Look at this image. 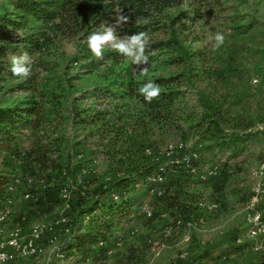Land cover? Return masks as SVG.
<instances>
[{"label": "rangeland", "instance_id": "rangeland-1", "mask_svg": "<svg viewBox=\"0 0 264 264\" xmlns=\"http://www.w3.org/2000/svg\"><path fill=\"white\" fill-rule=\"evenodd\" d=\"M192 2L175 0L167 7L154 10L150 17L136 21V24L149 23L145 31L149 36L148 45L166 43L145 52L149 57L146 76H141L129 59L111 49H105L104 58L97 60L87 47V37L92 32L99 30L102 24H113L114 18L123 14L118 6L110 20L73 35L58 31L54 26L56 22L32 23L26 36L41 45L40 50L27 52L32 74L23 78L5 71L0 73V108L25 107L36 102L44 120L38 133L43 131L49 138L57 137L63 156L70 153L71 148L73 154L79 152L82 148L75 146L78 141L93 148L97 129L90 125L89 117L99 110L115 111L116 105L121 113L125 111L131 116L127 135L122 139L134 135L150 150L161 153L168 145L182 142L199 153V159L192 163L193 172L186 168L171 169L166 164L167 159L160 157L165 173L164 182L157 188L164 191L168 187L169 194L177 195L179 202L192 201L187 209L189 218L177 217L191 221L189 228L174 226L176 219L169 211L162 210L145 186L144 172L131 177L127 186L120 189L123 194L117 192L120 196L117 200L123 196L132 204L128 215L113 228L108 244L111 254L105 253L107 257L102 262L76 264L264 262V236L246 237L244 219L257 182L252 171L264 161V0H206L201 8L203 17L193 23L185 21L188 29H181L179 23L172 24V18L179 11H189ZM6 3L7 0H0V13L12 12ZM133 22L129 20L117 30L118 34H133L126 31ZM217 32L225 36L219 48L212 39ZM24 35L22 31L10 34L17 42L15 46L20 43L17 38ZM22 45L20 43L14 55L22 53ZM10 50L15 48L10 47ZM255 77L258 82L254 85ZM129 78L135 93L149 79L160 85L161 92L175 93L170 117L150 123L145 132L140 129L131 134V123L141 116L143 108L135 99H124L120 94L112 96L119 80ZM105 91L111 93L98 98L99 93ZM84 118L88 119L82 122ZM212 120L218 123L219 142L224 141L223 146L201 141L203 130L214 127L209 123ZM16 138L22 151L31 149L36 140L30 128L20 129ZM97 156V167L102 173L106 163L100 152ZM137 157L134 162L138 167L145 164L148 168V162ZM216 163L220 166L219 173L206 177L207 166ZM11 174L22 177L17 164ZM12 198L13 212L27 200L21 192H16ZM193 198L195 202L206 204L203 210L194 207ZM143 203L151 209L150 217L140 211ZM208 204L216 207L208 209ZM258 208L264 211V192ZM56 215L54 208L53 214L42 221L54 220ZM6 228L8 235L13 228L11 218ZM28 229L23 230L24 233ZM185 236L189 239L185 240ZM158 247L161 249L156 255ZM45 248L48 251L51 246L45 243ZM131 248L136 249L137 258L129 260ZM206 252H211L210 256L199 260L198 255ZM183 253L185 257H181ZM51 254L52 263L59 264V258Z\"/></svg>", "mask_w": 264, "mask_h": 264}, {"label": "trees", "instance_id": "trees-1", "mask_svg": "<svg viewBox=\"0 0 264 264\" xmlns=\"http://www.w3.org/2000/svg\"><path fill=\"white\" fill-rule=\"evenodd\" d=\"M173 1L175 0H7L6 6L11 7L12 12L0 13V73L4 71L12 73L11 57L19 51L20 43H23V50L20 51L22 53L30 54V51L40 50L41 45L38 41L26 36L32 23L56 22L54 26L58 31L73 35L78 30L89 31L99 27L103 20H110L111 15L115 13L114 8L118 6L124 15L130 17V21H134L133 25L126 29L127 32H145L149 23L136 24V21L150 17L154 10L167 7ZM205 1L193 0L191 9L179 11L172 18V24L179 23L181 29H188L185 21L193 23L202 18L201 8ZM215 1L217 0H212ZM182 20L184 23H181ZM18 31L25 32V35L17 38L20 43L15 46L17 42L11 39L10 34ZM164 44L166 43L160 42L148 45L145 52ZM10 47L15 50L11 51ZM109 93L111 92H101L98 98H105ZM117 94L124 99L137 100L143 108L141 116L131 123L129 128L131 134L139 132L140 129L145 132L150 123L168 119L172 114L171 107L175 96L173 92H161L159 98L149 104L142 95L135 93L133 82L129 78L119 80L117 91L112 93V96ZM116 106L115 111L104 109L88 116L90 125L97 129L94 133L97 141L93 148L78 141L75 146L82 149L73 154L71 148L70 153L64 156L57 137L49 138L43 131L38 133L44 120L41 108L36 102H30L25 107L0 108V208L11 196L6 190V185L16 164L23 179L22 187L17 192H23L22 189L37 192L34 200H23L19 210L11 213L13 225L24 230L35 218L41 221L53 214L54 208L57 210L54 217L56 219L58 210L64 203L61 191L68 187L70 198L66 214L69 216L70 233L65 238L61 250L64 257L72 256L77 262L90 258L92 263H98L106 259L105 253L110 248L108 244L113 228L128 215L132 204L129 198L123 196L120 200H114L111 194L118 191L120 195L123 194L120 189L127 186L131 177L144 172L147 175L157 167L154 155L158 152L151 150L153 154L146 155L145 150L150 147L143 141L135 139L134 135L122 139L127 135L131 116H127L125 111L121 113L119 106ZM86 119L88 118L82 119V122L87 121ZM209 123L214 127L210 126L203 130L201 141L214 142L216 147L223 146L224 141L219 142L221 131L219 132L218 123L214 120ZM28 128L34 132L36 140L31 149L22 151L18 147L16 137L20 129ZM99 152L106 163V170L102 173L97 167ZM135 156L142 162H148V168L145 164L139 168L134 162ZM28 180H31V183H28ZM167 188L161 195L155 196L162 210L169 211L174 220L180 219L177 217L188 219L190 212L187 209L192 206V201L179 202L177 195H170ZM194 199L192 200L195 202ZM205 205L201 201L194 203L197 210ZM210 254L211 252L200 253L199 260ZM135 258L136 249L131 248L128 259Z\"/></svg>", "mask_w": 264, "mask_h": 264}, {"label": "built area", "instance_id": "built-area-1", "mask_svg": "<svg viewBox=\"0 0 264 264\" xmlns=\"http://www.w3.org/2000/svg\"><path fill=\"white\" fill-rule=\"evenodd\" d=\"M253 84L258 82L257 77L253 78ZM146 155L153 154L149 148L145 150ZM157 162L156 170L144 176L143 182L148 187V191L152 196H159L162 190L157 188L164 182L165 169L160 163V157L167 159V165L171 169L186 168L191 172L194 171L192 163L199 159V153L195 149H189L184 143L179 142L168 145L163 153L158 152L154 155ZM220 166L216 164L208 165L205 169V176L208 178L215 177L219 173ZM252 176L257 179L253 190L252 199L247 206L245 213V236L255 239L264 236V211L258 208L261 195L264 192V161L252 171ZM23 179L20 175L11 174L6 185V190L11 194L0 208V264H52V254L59 258V264H76L78 263L72 256L64 257L61 247L67 235L70 233L69 216L66 211L69 209V188L65 187L61 191L64 200L63 205L59 209L56 219L47 221L32 222L28 231L24 233V229L17 225H13L12 230L7 235L6 227L12 213L13 195L22 187ZM31 183V180H28ZM21 192L24 199L34 200L37 192L24 190ZM119 193H112L111 198L117 200ZM215 204L207 205L208 209L215 208ZM140 211L147 217L151 216V209L146 203L140 207ZM191 221L176 219L175 227L178 225L189 228ZM171 229H168V232ZM189 237L185 236V240ZM62 241V242H61ZM45 243L51 246L46 251ZM102 244V243H100ZM119 244V242H117ZM161 247H158L156 255L159 254ZM112 249L109 248L106 255H110ZM183 253L181 257H185ZM83 262H91L90 258L84 259Z\"/></svg>", "mask_w": 264, "mask_h": 264}, {"label": "clouds", "instance_id": "clouds-1", "mask_svg": "<svg viewBox=\"0 0 264 264\" xmlns=\"http://www.w3.org/2000/svg\"><path fill=\"white\" fill-rule=\"evenodd\" d=\"M130 20L129 16L120 14L114 18L113 24H102L98 31L92 32L87 37V47L92 56L97 60L104 58L105 49H111L125 58L129 59L141 76L148 73L149 57L145 50L149 44V36L146 32H137L131 35L120 36L118 29ZM212 39L215 41V47L223 45L225 36L217 32ZM31 59L27 52L19 56L11 57L10 71L13 76L27 78L32 74ZM138 93L144 97L147 103L159 98L161 87L153 80H147L138 89Z\"/></svg>", "mask_w": 264, "mask_h": 264}]
</instances>
